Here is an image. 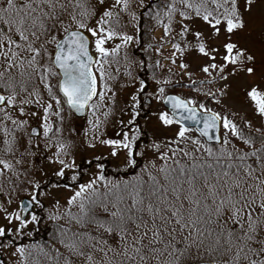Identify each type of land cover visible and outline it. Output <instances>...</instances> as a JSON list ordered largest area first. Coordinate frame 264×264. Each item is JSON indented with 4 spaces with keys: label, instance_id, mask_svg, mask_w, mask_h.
Instances as JSON below:
<instances>
[{
    "label": "snow or ice",
    "instance_id": "6c2138e0",
    "mask_svg": "<svg viewBox=\"0 0 264 264\" xmlns=\"http://www.w3.org/2000/svg\"><path fill=\"white\" fill-rule=\"evenodd\" d=\"M258 3L264 0H244L241 12L239 0H168L161 13L156 0H0V252L13 249L16 264H264V88L259 84L245 88L250 110L262 122L254 126L196 99L166 94L163 86L153 95L141 81L137 93L170 109L171 114L160 112V124L178 130L151 145L155 158L132 179H110L104 165H96L101 174L88 183L79 182L78 172L69 177L75 161L64 157L72 145L60 139L66 113L90 111L93 132L112 115L111 108L104 109L115 103L112 83L121 74V60H127L124 50L139 43L125 29L131 23L140 33L144 17L163 27L162 42L172 36L178 17L176 35L186 43L171 45V65L187 71L189 64H177L176 54L195 51L211 61L200 69L209 84L237 74L257 78V57L230 41L248 29L243 13ZM194 19L209 25L213 36L225 33L226 42L209 48L203 34L190 27ZM189 34L194 40H187ZM156 66L162 67L159 61ZM124 75L137 79L131 70ZM155 83L173 85L168 78ZM202 85L188 87L219 104L212 99L217 92L202 91ZM218 92L224 95L225 89ZM131 101L124 110L131 109L127 125L118 121L121 138L93 135L88 144L112 149V157L123 158L124 171L135 169L136 157L144 155L136 120L142 105L138 95ZM39 140L52 152L49 162L60 166L51 182L33 179L30 157ZM53 189L72 195L63 205L55 199L49 209L42 197H51ZM46 222L55 228L54 243H20L34 238ZM0 264H5L2 256Z\"/></svg>",
    "mask_w": 264,
    "mask_h": 264
},
{
    "label": "rangeland",
    "instance_id": "374dc122",
    "mask_svg": "<svg viewBox=\"0 0 264 264\" xmlns=\"http://www.w3.org/2000/svg\"><path fill=\"white\" fill-rule=\"evenodd\" d=\"M240 10L243 12L244 8V0H239ZM243 18L246 21H249V27L246 31H242L239 36H234L232 41L237 43L241 49L247 50L249 54L255 55L257 57V78L247 77L243 74H237V76H230L227 81L220 80L219 78L216 79L215 82L209 84V78L205 76L204 73L200 71L201 67L207 66L211 61L207 58L199 56L195 51H189L185 54V56L181 57L179 53L176 54L177 64L183 62L189 64V68L187 71L179 69L175 65L170 64L169 57L171 56L172 49L171 46L165 47H155L154 52L161 60V65L164 67V70L161 72V77L163 79H171L173 81V85H176L174 89L177 91H184L188 93L190 96L198 95L202 99L205 98L202 95H199L198 92L191 91L188 85H191V88H196L200 86L203 82L201 87L202 91H213L217 92V96L213 97L212 99H218L220 101L219 104L213 103L210 100L211 104H215L224 112H229L232 116H239L240 118L247 119L253 121L254 126H258L262 123L259 118L255 117L250 110V106L245 98V88L252 84H259L261 88H264V79H260L259 77L261 74H264V28L261 27V19L264 18V3H258L257 5L253 6V10L251 13H243ZM192 26L193 31H199L203 34V41L209 47H219L227 40V35L225 33H221L220 36H213L212 29L202 23L201 20L192 21L189 23ZM179 25L177 26V28ZM127 34L132 35V31H129ZM161 35V30L156 29L153 33V37L155 39H159ZM213 55H220L218 53H213ZM219 63V60L217 61ZM166 67V68H165ZM169 68L171 71H169ZM227 72V70H226ZM188 73H192V80H195L196 83L193 84L192 80H189ZM139 76V75H138ZM137 76V79H134L130 83H123L121 88H118L117 91V101H122V104L130 105L132 103L131 96L135 95L137 89L140 87V79ZM150 88L147 92L155 94L157 90V86L154 85L153 81L149 84ZM225 89V94L220 95L218 90ZM151 99V105L148 108L147 116L142 119L141 125L142 127L149 132L151 136V140H154L153 143L162 142L163 136L169 135L172 136L176 134L178 130V126H174L171 129L164 128L159 122V114L162 111L159 109L160 103L157 102L156 99H153L152 96H147ZM236 115H233V114ZM129 119L130 116L127 115L126 119ZM71 125H76L78 122L75 119L69 121ZM100 139H108V137L103 136ZM166 140V139H165ZM112 149L108 148L103 144H98L96 148H89L86 149L84 154L82 155L79 153L78 149L75 150L74 157L72 160L75 161V171L78 168H81L83 162L94 160L93 158L100 157L101 160H108L111 162V167H114V170L119 168H124V160L123 158H114L110 155ZM143 152V151H142ZM143 153L146 154L144 151ZM83 157V158H82ZM38 158L35 159L37 161ZM83 161L80 165L79 162ZM101 162V161H100ZM104 163V162H103ZM79 165V166H78ZM33 169V177L37 178L38 181L43 183L45 177L40 174V171L35 169L36 165L32 163ZM60 166L53 164L50 168V172L54 173V171L58 170ZM71 171L67 172V175L71 177L75 175L76 172L70 174ZM99 172L97 167L90 168L89 171H85L83 174L82 181L84 183H88L91 179L96 177L95 174ZM77 174V173H76ZM53 195L51 197H42L44 203L47 208L51 209L52 203L55 199H59L61 205L65 204L67 198H69L72 193L65 190V189H54L52 191ZM45 216L48 215V212H44ZM51 223V222H46ZM13 249L7 248L4 249L2 252V258L5 259L7 264H15L16 258L11 255Z\"/></svg>",
    "mask_w": 264,
    "mask_h": 264
},
{
    "label": "trees",
    "instance_id": "16d2710c",
    "mask_svg": "<svg viewBox=\"0 0 264 264\" xmlns=\"http://www.w3.org/2000/svg\"><path fill=\"white\" fill-rule=\"evenodd\" d=\"M152 2H153V0H145L146 4L152 3ZM156 2H158L160 5L158 10L161 13L166 11L165 5L168 3V0H156ZM179 7L180 6L177 5V8H179ZM132 10L135 11L137 15H140V10L136 7L135 4L133 5ZM156 10L157 9H154V11H156ZM161 19L166 21L167 17H164L162 15ZM175 19H178V17L174 18L173 34L171 37L164 38L165 42H162V37L159 41L153 38V32L157 28L162 29V36H163V27L161 25H157L155 23V21H150L147 17H144L142 19L143 28H142V31L140 33H137L136 29L134 27H132L131 23H129V26L125 29V31L127 33L129 31H132V36L136 37L139 40V43L138 44L133 43L126 50H124L127 52V60H121V74L118 76V79L112 83L113 88L116 90V92L118 94L119 91H117V90H118V88L123 87L122 86L123 83H128V82L130 83L131 81H133L134 80L133 78H129L127 75H124V73L126 71L131 70L133 77L137 78V76L139 75L138 79H140V81H143L146 85H148V88L146 89V91L150 88L149 84L153 81L154 85L157 86L156 88H158L160 86L165 87L166 93L174 92V93L179 94L183 98L196 99L198 101V103L205 104V106L207 108H210L212 111L218 112L221 115H227L230 118L236 120L238 123H240L241 118L239 116L238 117L232 116L229 112L222 111L220 109V107H218L217 105L211 104L210 99L207 97L202 99L198 95L190 96L188 93H186L184 91H177L176 89H174V87L176 85H174V86L173 85H162V84L157 85L155 83V81L157 79L162 80L161 72L164 70V67L163 66L162 67L156 66L157 61H159L161 64V60L158 58V56L154 52V48L156 46L161 47V46L167 45V44L172 45L173 43L174 44H180L181 47H183L186 43L185 39H182L180 36L176 35L175 29H177L178 25L175 23ZM126 20H130V18L126 17ZM194 20L197 21L200 19H194ZM194 20H192V21H194ZM192 21H189L188 23H191ZM202 23H204V22L202 21ZM205 25H207V24H205ZM207 26L210 27L209 25H207ZM190 27H192V26H190ZM173 37H174V39H173ZM187 40H194V38L191 36V34H189L187 36ZM166 41H170L171 43L166 42ZM124 51H122V53H121L122 57L124 56ZM135 95H138V97L140 98V103L142 105V107L137 110L139 112V115L136 117L137 124L142 129V134H141L140 140L137 143L139 145V150L143 151V152L145 151L146 154L144 153L143 156H137L136 157L137 167L135 169L129 168L127 171H124V168H125L124 167V168L118 169V171H116V169H115V171L113 170L114 171L113 173L112 172L109 173V176L111 178H113L114 180H119L121 177H123L125 179H132L145 164H147L150 160L155 158L154 154L151 151V145L153 144L154 140H151V136L149 135V132L147 130H145L141 125L142 119H144L148 114V108L143 106V104L141 102L142 97L145 95L143 93H137V92L135 93ZM126 105H128V104H122L121 100L118 102L117 96H116L115 103L106 105L105 109H104V110H108L109 108H111L113 110L112 115L101 126V128L97 129L95 132L92 131V126L89 124V119H93V120L95 119V117L91 116L90 111H88L86 117L84 119L80 120V122H78V124H76V125L70 124L69 121L74 119V118L70 115V113H66L65 119L63 122V134L60 137V139L62 141L70 143L72 145V147L69 150L70 151L69 156L64 157V159L72 160V158L74 157L76 149H78L79 153H81L83 155L84 152L86 151V149L88 148V144L90 142H94V141H92L93 135L99 136V138L106 136V137H108L109 140H119L121 137L116 135L117 131L120 128L118 121L123 120L124 124L127 125V121L131 118V109L130 108L127 109L128 114H124V110L126 108ZM159 109L164 111L161 108V105L159 106ZM127 115L130 116L129 119L128 118L126 119ZM97 116H100V113H97ZM100 119H103V117L100 116ZM77 121H79V120H77ZM34 125H35V122H34ZM174 136H175V134L172 136L165 135V136H163L164 137L163 140L165 141V139L167 140L169 138H173ZM34 143H35V141H34ZM39 143H40V147L36 148L34 150L35 155L30 157V160L32 161V163H34L36 165L35 169L37 171H40V174L43 177H45V180L47 179V180H49V182H51V180L57 179L53 175V173L50 172V168L52 167L53 163H50L48 158L52 156V152L48 150L47 143L44 140H39ZM157 143H160V142H157ZM36 158H38L37 161H35ZM52 159H55V157H52ZM93 159H94L93 162L95 164H99L100 161H103L101 159H99V160H97L96 158H93ZM82 162L83 161L80 160L79 165ZM86 163H87V161L86 162L84 161L83 165L81 166V169L74 171V172H76V173L78 172L80 174V176H81V179L79 181L80 183H81V180L83 179L82 178L83 174L89 168V167H87V165L93 167L92 164L90 165L87 163V165H86ZM56 165H58V164H56ZM41 170H43V172ZM44 173H47V175H44ZM33 179L37 180V178H34V177H33ZM44 186L47 187V185H44ZM44 216H45V214H44ZM54 231H55V228L51 223H47V224L44 223L41 225L40 233H37L36 236L32 239H29L26 237L24 240L20 241V243L31 245L33 243V240H38L41 244L46 243V242L49 244H52V243H54V241L51 239V233H54Z\"/></svg>",
    "mask_w": 264,
    "mask_h": 264
},
{
    "label": "flooded vegetation",
    "instance_id": "af4514ba",
    "mask_svg": "<svg viewBox=\"0 0 264 264\" xmlns=\"http://www.w3.org/2000/svg\"><path fill=\"white\" fill-rule=\"evenodd\" d=\"M92 161V160H91ZM104 162V163H103ZM87 165V164H86ZM94 165H96L94 162L92 163V166H94ZM98 165H104L105 166V171H104V175L106 176V177H109L110 179H113V178H111L110 176H109V173H113L115 170H114V167H111V162H109L108 160H104V161H101ZM87 167H90V166H88L87 165ZM114 170V171H113ZM118 174V173H117ZM116 174V175H117ZM114 180V179H113ZM37 212H38V210H37Z\"/></svg>",
    "mask_w": 264,
    "mask_h": 264
},
{
    "label": "water",
    "instance_id": "95a60500",
    "mask_svg": "<svg viewBox=\"0 0 264 264\" xmlns=\"http://www.w3.org/2000/svg\"><path fill=\"white\" fill-rule=\"evenodd\" d=\"M174 95H175V94H174ZM148 100H149V99L146 98V99H145V102L148 101ZM162 107H163L166 111H169V113H170V109H169L167 106H165V105L162 104ZM86 111H87V110H86ZM71 114H73V115H74L75 117H77V118H81V117H84V116L86 115V114H85L84 116H80V115L75 114V113H71ZM170 114H171V113H170Z\"/></svg>",
    "mask_w": 264,
    "mask_h": 264
}]
</instances>
